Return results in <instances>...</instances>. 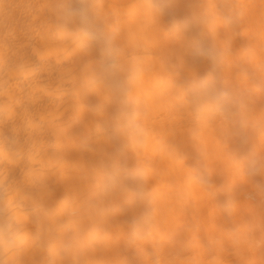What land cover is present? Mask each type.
<instances>
[{"label": "clouds", "instance_id": "1", "mask_svg": "<svg viewBox=\"0 0 264 264\" xmlns=\"http://www.w3.org/2000/svg\"><path fill=\"white\" fill-rule=\"evenodd\" d=\"M0 264H264V0H0Z\"/></svg>", "mask_w": 264, "mask_h": 264}, {"label": "bare ground", "instance_id": "2", "mask_svg": "<svg viewBox=\"0 0 264 264\" xmlns=\"http://www.w3.org/2000/svg\"><path fill=\"white\" fill-rule=\"evenodd\" d=\"M13 20L17 22V24L21 28V38L24 39L26 37V32L24 31V25L23 21H21L17 16L12 17ZM94 59L97 61L100 60L99 53H94L93 56ZM207 65H201L199 66V71L203 72ZM96 122L103 123L105 126H108L110 124V113L106 110L103 117H92L90 116L88 118L89 127H93ZM158 126L160 125H166L167 121L165 120H158L157 121ZM138 147L147 152L151 150L154 154L159 155L161 158L170 161L171 164L174 166V169H179L181 173L187 174V169L185 167V162L183 160L177 159L175 155L171 152L170 147L168 144H166L163 141L157 140L155 137H153L150 133L147 131H144L140 134V136L137 139ZM193 191V202L199 207V211L201 213H206L210 211L209 206L206 203H203L202 198L198 194V190L195 188L192 189ZM197 209H193V211H196Z\"/></svg>", "mask_w": 264, "mask_h": 264}]
</instances>
